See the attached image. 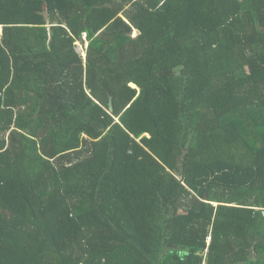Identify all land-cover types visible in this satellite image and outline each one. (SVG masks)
Instances as JSON below:
<instances>
[{"label": "trees", "instance_id": "trees-1", "mask_svg": "<svg viewBox=\"0 0 264 264\" xmlns=\"http://www.w3.org/2000/svg\"><path fill=\"white\" fill-rule=\"evenodd\" d=\"M2 31L0 264H264V0H0Z\"/></svg>", "mask_w": 264, "mask_h": 264}, {"label": "rangeland", "instance_id": "rangeland-1", "mask_svg": "<svg viewBox=\"0 0 264 264\" xmlns=\"http://www.w3.org/2000/svg\"><path fill=\"white\" fill-rule=\"evenodd\" d=\"M135 35V32H133V36ZM79 49H80V53L83 52V54L86 55V48H85V44L79 43ZM84 57V56H83ZM84 61H86V57H84ZM245 73L241 74V76H243ZM262 130L259 127L253 128V129H248L247 133L252 134V135H256L259 132H261Z\"/></svg>", "mask_w": 264, "mask_h": 264}, {"label": "clouds", "instance_id": "clouds-1", "mask_svg": "<svg viewBox=\"0 0 264 264\" xmlns=\"http://www.w3.org/2000/svg\"><path fill=\"white\" fill-rule=\"evenodd\" d=\"M83 41L85 42V48L88 47V43H87V35H84L83 37ZM79 44V43H78ZM82 56L86 57L85 54H83V52L81 53ZM147 137H150L149 134H147Z\"/></svg>", "mask_w": 264, "mask_h": 264}, {"label": "water", "instance_id": "water-1", "mask_svg": "<svg viewBox=\"0 0 264 264\" xmlns=\"http://www.w3.org/2000/svg\"><path fill=\"white\" fill-rule=\"evenodd\" d=\"M110 107H111V110H112V99H110Z\"/></svg>", "mask_w": 264, "mask_h": 264}, {"label": "crops", "instance_id": "crops-1", "mask_svg": "<svg viewBox=\"0 0 264 264\" xmlns=\"http://www.w3.org/2000/svg\"><path fill=\"white\" fill-rule=\"evenodd\" d=\"M3 36V31L0 33V37H2Z\"/></svg>", "mask_w": 264, "mask_h": 264}]
</instances>
